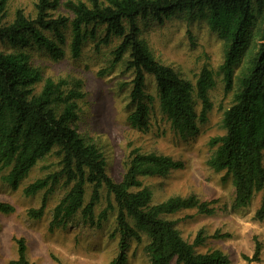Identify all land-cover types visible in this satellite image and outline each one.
Listing matches in <instances>:
<instances>
[{
	"label": "trees",
	"instance_id": "16d2710c",
	"mask_svg": "<svg viewBox=\"0 0 264 264\" xmlns=\"http://www.w3.org/2000/svg\"><path fill=\"white\" fill-rule=\"evenodd\" d=\"M10 1L0 0V42L10 49L0 51V172L7 170L1 179L16 190L45 156L53 154L58 166L57 172L23 189L26 197L45 190L39 207L28 209L27 216L40 219L47 206V194L60 183L66 191L52 209L50 229L65 227L77 216L93 224L94 207L104 190L107 205L96 223L105 221L108 212H113L119 235L118 254L108 264H126L130 241L146 242L143 251L149 264H229V258L221 251L196 252L195 248L203 242L201 232L190 244L167 219L168 215L187 209L210 216L214 213L212 202L190 195L152 204V193L142 184L141 178L165 177L183 168V164L165 155L134 149L121 180L114 181L106 172L99 147L79 134L75 126L79 103L85 97L81 81L44 77L31 63L25 48H44L54 59L61 58L64 31L68 30L70 54L78 58L83 45L95 40L99 30L100 44L117 38L113 63L128 54L125 67L133 72L129 95L132 109L127 123L143 132L149 128L153 97L145 92V79L150 76L156 85L160 111L173 131L185 138L196 135L198 125L207 121L212 109L209 91L215 86L214 74L203 67L192 83L157 61L139 37L137 21L162 23L179 12L205 13L210 30L224 44L219 73L225 92L236 86L231 104L222 113L224 134L209 140L214 151L207 165L224 173L222 181L231 180L233 209L247 207L260 193L254 218L263 221L264 0H35L32 17L16 9L13 19L7 22L4 20ZM61 9L68 15L61 14ZM251 44L247 64L235 75ZM87 189L90 193L86 201ZM0 212L11 214L14 208L0 202ZM15 243L16 258L8 264H32L24 240L17 239ZM260 251L261 245L255 242L252 257L243 256L246 264L259 262Z\"/></svg>",
	"mask_w": 264,
	"mask_h": 264
},
{
	"label": "rangeland",
	"instance_id": "374dc122",
	"mask_svg": "<svg viewBox=\"0 0 264 264\" xmlns=\"http://www.w3.org/2000/svg\"><path fill=\"white\" fill-rule=\"evenodd\" d=\"M34 2L11 0L4 21L10 22L16 9L32 17ZM60 13L68 15L62 9ZM137 23L140 39L156 60L170 66L182 78L194 83L203 67L213 72L215 86L209 91L212 109L207 121L198 125L196 135L182 138L173 131L160 111L156 85L150 76L145 79V92L153 97L149 128L143 132L127 123V116L132 109L129 95L133 78V72L126 70L124 63L128 54L113 63L112 52L119 40L111 38L107 44H100L101 30L95 40H88L83 45L78 58L70 54L68 30L64 31L66 40L61 58L54 59L46 49L35 46L27 47L25 51L44 77H72L81 81L85 97L79 103V118L75 126L79 134L92 139L99 147L110 178L121 180L134 149L142 153L165 155L181 162L183 168L171 171L165 177L141 178L143 186L152 193V204L161 203L170 197L190 195L201 201L212 202L214 213L210 216L198 214L195 209H187L168 215L167 219L174 223L181 237L190 244L201 232L203 242L195 248L196 252L221 251L229 258V264H246L243 256L252 257L255 242H259V262L252 264H264V220L254 218L261 194H256L247 207L233 209L234 188L231 180L222 181L224 173L215 172L207 165L214 151L209 146V140L224 134L222 113L231 104L236 90L234 86L226 93L219 73L224 58L223 42L210 30L206 14L198 11L179 12L162 23L153 20H138ZM45 34L50 36L48 32ZM5 50L10 49L0 42V51ZM250 50L252 44L244 51L246 56H242L235 75L247 64ZM196 108L199 111V102ZM57 171L56 157L47 155L30 170L16 190L1 179L7 170L0 172V202L14 208L11 214L0 212V264H8L16 258L17 239L24 240L27 258L32 264H108L118 254L119 235L114 213L108 212L105 221L96 223L97 216L107 205L104 190L94 207L93 224L85 223L77 216L65 227L54 226L50 229L52 209L66 191L60 183L52 186L47 194L44 215L38 220L27 216L28 209L39 207L45 190L26 197L23 189L35 180ZM89 193L87 189L86 201ZM145 243L130 241L126 264H149L143 251Z\"/></svg>",
	"mask_w": 264,
	"mask_h": 264
}]
</instances>
